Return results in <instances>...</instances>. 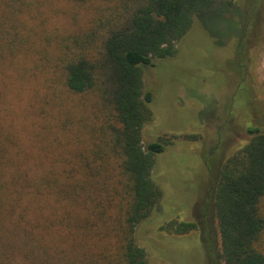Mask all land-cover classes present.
<instances>
[{"label": "rangeland", "instance_id": "rangeland-1", "mask_svg": "<svg viewBox=\"0 0 264 264\" xmlns=\"http://www.w3.org/2000/svg\"><path fill=\"white\" fill-rule=\"evenodd\" d=\"M16 2L18 11L9 12L6 25L16 34V47L0 59V82L6 83L2 103L9 105V168L28 175L31 186L9 219L11 254L0 264H126L127 197L108 144L114 112L95 92L66 89L55 44L61 36L86 33L120 0ZM243 33L249 67L240 84L227 67ZM176 47L174 55L145 67L144 86L152 98L143 142L175 139L155 157L161 197L135 234L147 264H206L198 229L176 234L161 227L196 220L209 168L222 149L228 156L241 148L250 138L245 127L264 130V0H220L194 17ZM93 175L107 182L103 191L83 186ZM260 206L264 215V197ZM102 211L105 224L91 228ZM260 248L264 252V231Z\"/></svg>", "mask_w": 264, "mask_h": 264}, {"label": "trees", "instance_id": "trees-1", "mask_svg": "<svg viewBox=\"0 0 264 264\" xmlns=\"http://www.w3.org/2000/svg\"><path fill=\"white\" fill-rule=\"evenodd\" d=\"M219 1L120 0L116 11L106 19L94 21L86 33L61 36L55 42L61 50L57 71L66 89L74 94L95 92L98 99L114 112L108 144L118 161L122 176L120 182L127 197L124 211L126 228L123 232L126 264H147L146 251L137 241L135 232L156 208L161 197L153 176L155 157L175 139L174 136L162 137L146 144L143 142V127L151 118L149 103L152 98L144 86L145 67L174 55L177 43L190 29L194 17L210 11ZM16 3V0H0L2 60L9 58V48L16 47V34H9L6 27L9 12L15 15L18 11ZM244 34L241 35L243 38L237 39L234 56L227 67L235 72L240 84L247 79L249 67ZM5 85L2 80L0 260L3 263L8 262L11 254L9 240L13 235L9 232V219L21 206L25 190L31 186L28 175L15 174L9 168V119L6 120L9 118V105L2 103ZM245 129L250 136L248 141L228 156L223 148L215 168H209L208 186L197 210V219L168 222L161 227L176 234L198 229L206 264H264V252L260 248L264 231V215L260 206L264 197V130L258 125ZM94 178L93 175L88 182L82 181L83 186L103 191L107 182ZM111 182L118 184L116 179H111ZM20 213L18 217L24 218L23 209ZM106 214L105 211L100 212L95 221L91 220L90 227L97 225L98 228L99 223L106 220ZM22 232L24 240L27 229L23 228Z\"/></svg>", "mask_w": 264, "mask_h": 264}]
</instances>
